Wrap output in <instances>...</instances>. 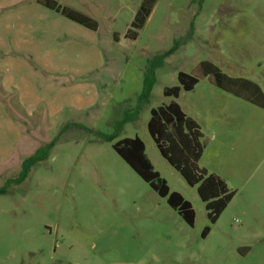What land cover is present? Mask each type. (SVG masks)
Masks as SVG:
<instances>
[{
  "label": "rangeland",
  "instance_id": "rangeland-1",
  "mask_svg": "<svg viewBox=\"0 0 264 264\" xmlns=\"http://www.w3.org/2000/svg\"><path fill=\"white\" fill-rule=\"evenodd\" d=\"M55 1L95 20L96 31L37 0H0V188L55 140L0 195V264H264V110L224 102L207 78L163 96L204 61L264 94V0H157L134 41L126 32L142 0ZM171 102L207 140L199 167L235 192L213 225L147 132L150 110ZM241 114L247 123L229 119ZM134 137L191 204L193 227L114 152Z\"/></svg>",
  "mask_w": 264,
  "mask_h": 264
},
{
  "label": "trees",
  "instance_id": "trees-1",
  "mask_svg": "<svg viewBox=\"0 0 264 264\" xmlns=\"http://www.w3.org/2000/svg\"><path fill=\"white\" fill-rule=\"evenodd\" d=\"M156 1H141L130 24V29L126 32L128 39L136 40L139 30L145 25ZM37 3L91 31L97 29L95 20L78 11L63 7L55 0H37ZM150 75H153L152 68L149 75L148 70L144 74L142 97L148 96L155 82L153 78L149 80ZM203 78H207L218 89L264 110V94L257 84L242 78H230L208 61L199 63L191 74L179 72L177 74L178 85L166 88L163 91V96L176 99L181 91H192L199 80ZM69 127L85 130L83 126L76 124H71ZM147 132L160 156L183 178L189 187L196 188V193L204 204L209 223L215 224L234 197L235 192L230 191L220 177L209 174L205 169L199 167L198 162L207 144V140L203 139L199 125L195 120L186 116L176 102H171L150 110ZM54 144L55 140L39 147L34 154L26 157L20 165L17 177L4 182L3 187L0 188V195L6 193L8 186L17 185L26 179L32 167L46 159ZM112 148L153 192L165 199L169 208L176 211L189 227H193L195 213L191 204L179 193L170 191L166 181L154 170L145 154L144 144L138 137L121 139L114 143ZM209 231L210 228L205 227L201 236L205 238Z\"/></svg>",
  "mask_w": 264,
  "mask_h": 264
},
{
  "label": "crops",
  "instance_id": "crops-1",
  "mask_svg": "<svg viewBox=\"0 0 264 264\" xmlns=\"http://www.w3.org/2000/svg\"><path fill=\"white\" fill-rule=\"evenodd\" d=\"M218 93H220V94H218V95H221V97H223V98H225V101L224 102H226V103H228V104H231L232 106H234V107H236V108H241V109H245V110H248L249 108H248V106H245V105H247V104H249L248 102H246V101H243V100H241V99H238L237 97H234L233 95H231V94H229V93H226V92H224V91H222V93L221 92H218ZM241 101V102H240ZM243 103H247V104H243ZM253 106V105H252ZM254 107H256V106H254ZM256 108H258V107H256ZM260 109V108H259ZM246 115V114H245ZM244 114L242 115L241 114V116L238 118V117H236L235 118V116H232V117H230L229 119H240L241 121L243 120V118H245V123H247V121H248V117H246ZM227 119H228V117H226ZM193 119V118H192ZM194 120V119H193ZM243 123V122H242ZM226 124H228V122H226ZM202 133V132H201ZM203 134V133H202ZM204 135V134H203ZM215 140V138H214V135L212 136V141H214ZM215 175V174H214ZM217 176V175H216Z\"/></svg>",
  "mask_w": 264,
  "mask_h": 264
}]
</instances>
